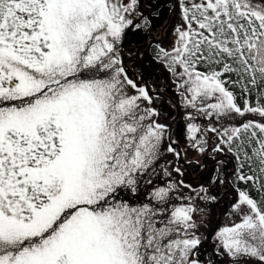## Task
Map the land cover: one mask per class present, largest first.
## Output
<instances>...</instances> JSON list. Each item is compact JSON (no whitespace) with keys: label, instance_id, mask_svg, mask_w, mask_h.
<instances>
[{"label":"snow or ice","instance_id":"obj_1","mask_svg":"<svg viewBox=\"0 0 264 264\" xmlns=\"http://www.w3.org/2000/svg\"><path fill=\"white\" fill-rule=\"evenodd\" d=\"M156 7L0 0V264H264V0H171L155 45L187 146L233 163L199 188L128 71ZM216 184L232 194L213 228Z\"/></svg>","mask_w":264,"mask_h":264},{"label":"rangeland","instance_id":"obj_2","mask_svg":"<svg viewBox=\"0 0 264 264\" xmlns=\"http://www.w3.org/2000/svg\"><path fill=\"white\" fill-rule=\"evenodd\" d=\"M146 3L157 5L155 10L159 12V15L152 19L153 28L150 34H144L143 36L137 34L132 38L133 49L139 48L142 55H138L130 63L128 67L129 74L134 79L138 75L142 76V79H138L137 82L146 86L153 94L155 107L161 112L162 117H167L163 122L171 125L173 138H178L180 141L179 147L181 149L187 147V159L192 161V164L189 166L185 162L183 165L185 168L183 177L185 183L191 184L194 188H199L201 185L208 187L211 184L212 178L217 175L218 161H227L228 173L231 172L232 164L228 157L211 152L214 144L213 140H209L208 151L205 154H200L187 146L185 140L186 122L182 115V109L173 107V104L176 103V97L172 78L155 59V56L150 55L148 49L150 45L154 44L153 46H155L157 42L161 43L165 48L169 47L173 41V29L178 20L174 19L172 13L169 11L171 0H146ZM146 10L151 11L152 9L148 8ZM213 155H215V159L212 158ZM167 159L171 160L172 157L169 155ZM174 175L176 174L174 173ZM228 179L230 181V175ZM212 192L219 199L215 207L209 206L212 227L215 228L227 222L225 213L230 203L232 192L228 185L221 186L219 184L212 185ZM201 231L206 232L208 229L202 228Z\"/></svg>","mask_w":264,"mask_h":264},{"label":"trees","instance_id":"obj_3","mask_svg":"<svg viewBox=\"0 0 264 264\" xmlns=\"http://www.w3.org/2000/svg\"><path fill=\"white\" fill-rule=\"evenodd\" d=\"M153 45H154V44H153ZM153 45H150V46L148 47L151 56H155V54H156V47L153 46ZM231 164H232V168H233V163L231 162ZM232 168H231V171H232ZM230 173H231V172H230ZM232 179H233V178H232V176L230 175V181H232ZM228 186H229L230 191L232 192L230 184H229Z\"/></svg>","mask_w":264,"mask_h":264}]
</instances>
